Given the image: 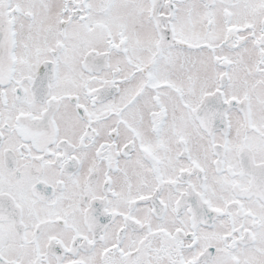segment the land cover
I'll list each match as a JSON object with an SVG mask.
<instances>
[{
  "label": "snow or ice",
  "instance_id": "snow-or-ice-1",
  "mask_svg": "<svg viewBox=\"0 0 264 264\" xmlns=\"http://www.w3.org/2000/svg\"><path fill=\"white\" fill-rule=\"evenodd\" d=\"M0 264H264V0H0Z\"/></svg>",
  "mask_w": 264,
  "mask_h": 264
}]
</instances>
